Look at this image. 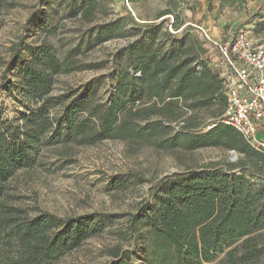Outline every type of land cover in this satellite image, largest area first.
<instances>
[{
	"label": "trees",
	"instance_id": "trees-1",
	"mask_svg": "<svg viewBox=\"0 0 264 264\" xmlns=\"http://www.w3.org/2000/svg\"><path fill=\"white\" fill-rule=\"evenodd\" d=\"M2 4L0 0V8ZM96 5L89 0L82 15L90 16ZM39 18L32 13L24 22L0 79V91L13 90L28 104L17 121L0 117V264H58L99 236L104 224L116 222L118 216L112 213L31 214L19 204L13 184L19 172L33 170L44 147L62 144L69 153L70 145L93 146L107 139L137 147L155 142L164 150L220 147L239 155L225 168H189L155 181L136 211L126 214L132 249L110 247L109 264H129L136 249L145 264H210L220 255L227 264H264V239L258 233L264 228V148L255 149L223 124L224 113L205 132L180 120L181 106L226 107L223 79L209 57L198 70L189 65V58L171 63L158 36H173L162 32L160 23L137 26L139 37L118 52L120 67L106 103L95 101L91 91L54 98L55 77L82 66L70 54L59 57L46 40L34 48L25 45L27 30ZM118 28L108 24L96 31L93 43L106 41ZM14 65L16 81L9 76ZM172 122L182 125L167 135ZM135 176L128 174L112 188H128Z\"/></svg>",
	"mask_w": 264,
	"mask_h": 264
},
{
	"label": "rangeland",
	"instance_id": "rangeland-1",
	"mask_svg": "<svg viewBox=\"0 0 264 264\" xmlns=\"http://www.w3.org/2000/svg\"><path fill=\"white\" fill-rule=\"evenodd\" d=\"M47 1L48 4L42 5L44 0H3L0 79L9 60L11 44L21 34L27 18L37 13L39 21L27 30L25 45L34 48L46 40L59 57L70 54L82 66L80 70L55 77L51 91L54 98L74 93L81 96L91 91L95 101L106 103L113 94L120 67L118 52L139 37L137 26L160 23L161 31L173 36L159 34L162 47H158L162 53H166L171 63L189 58V65L195 70L199 69L200 62L207 63L209 56H219L213 43L228 42L240 31L246 32L254 43L264 42V0H96L90 16H83L81 12L89 0ZM108 24L119 28L106 41L94 44L96 31ZM16 67L9 71L13 81H16ZM181 107L184 114L180 120L204 132L225 112L219 104L194 110ZM27 108V102L15 91L6 88L0 91L2 119L17 121ZM167 125L171 127L167 135H171L182 122ZM70 147L69 153L62 144L44 147L33 170L19 172L13 182L19 204L31 214L36 210L60 217L112 213L118 218L114 223L104 224L99 236L88 239L58 264H109L110 247L132 249L133 240L125 227L126 214L136 211L155 181L189 168H225L239 156L220 147L186 151L177 146L164 150L155 142L137 147L115 139L93 146ZM130 173L138 176L134 184L126 189L112 188L115 181L128 178ZM258 233L264 239V228ZM134 253L129 264H145L140 250ZM210 264L227 263L224 255H220Z\"/></svg>",
	"mask_w": 264,
	"mask_h": 264
},
{
	"label": "built area",
	"instance_id": "built-area-1",
	"mask_svg": "<svg viewBox=\"0 0 264 264\" xmlns=\"http://www.w3.org/2000/svg\"><path fill=\"white\" fill-rule=\"evenodd\" d=\"M213 44L219 56H209V64L223 79L226 103L222 123L255 149L264 148V42L254 43L240 31Z\"/></svg>",
	"mask_w": 264,
	"mask_h": 264
}]
</instances>
